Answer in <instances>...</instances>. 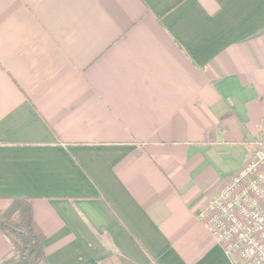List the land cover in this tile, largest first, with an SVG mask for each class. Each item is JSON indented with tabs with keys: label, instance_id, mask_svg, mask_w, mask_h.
I'll return each instance as SVG.
<instances>
[{
	"label": "crops",
	"instance_id": "crops-1",
	"mask_svg": "<svg viewBox=\"0 0 264 264\" xmlns=\"http://www.w3.org/2000/svg\"><path fill=\"white\" fill-rule=\"evenodd\" d=\"M262 122L264 0H0V210L47 264H227L199 212Z\"/></svg>",
	"mask_w": 264,
	"mask_h": 264
},
{
	"label": "built area",
	"instance_id": "built-area-1",
	"mask_svg": "<svg viewBox=\"0 0 264 264\" xmlns=\"http://www.w3.org/2000/svg\"><path fill=\"white\" fill-rule=\"evenodd\" d=\"M248 145L246 162L199 212L227 264H264V122Z\"/></svg>",
	"mask_w": 264,
	"mask_h": 264
},
{
	"label": "trees",
	"instance_id": "trees-1",
	"mask_svg": "<svg viewBox=\"0 0 264 264\" xmlns=\"http://www.w3.org/2000/svg\"><path fill=\"white\" fill-rule=\"evenodd\" d=\"M0 232L11 250L0 257V264H47L43 248L44 234L34 221L27 198H13L0 210ZM103 264H133L125 258L111 255Z\"/></svg>",
	"mask_w": 264,
	"mask_h": 264
}]
</instances>
